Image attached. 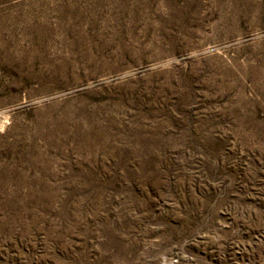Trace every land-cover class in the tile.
<instances>
[{
  "label": "rangeland",
  "instance_id": "374dc122",
  "mask_svg": "<svg viewBox=\"0 0 264 264\" xmlns=\"http://www.w3.org/2000/svg\"><path fill=\"white\" fill-rule=\"evenodd\" d=\"M0 264H264V0H0Z\"/></svg>",
  "mask_w": 264,
  "mask_h": 264
}]
</instances>
